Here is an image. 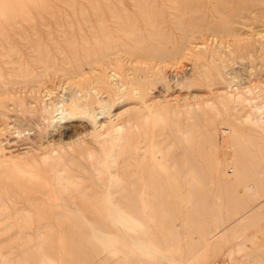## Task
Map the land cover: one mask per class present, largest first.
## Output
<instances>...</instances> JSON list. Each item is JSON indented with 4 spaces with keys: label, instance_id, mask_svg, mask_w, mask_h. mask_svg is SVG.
<instances>
[{
    "label": "rangeland",
    "instance_id": "374dc122",
    "mask_svg": "<svg viewBox=\"0 0 264 264\" xmlns=\"http://www.w3.org/2000/svg\"><path fill=\"white\" fill-rule=\"evenodd\" d=\"M0 264H264V0H0Z\"/></svg>",
    "mask_w": 264,
    "mask_h": 264
},
{
    "label": "bare ground",
    "instance_id": "6f19581e",
    "mask_svg": "<svg viewBox=\"0 0 264 264\" xmlns=\"http://www.w3.org/2000/svg\"><path fill=\"white\" fill-rule=\"evenodd\" d=\"M115 77H116V75H115ZM119 79H120V77H119V75H118V81H119ZM96 83L98 84V88L97 89H95L94 88V90H96V91H94L95 92V95L97 94V96H100L98 99H97V97H95V98H93L91 101H90V103L88 104V109L90 110V111H92L93 112V110H92V108L94 107V104H96L97 103V101H99L100 103H104L105 102V100H103L104 98H103V92H104V90H110L111 88H112V86H111V84L110 83H108L107 82V79L106 78H104V77H98L97 78V80H96ZM76 105H77V103H76ZM86 108V107H85ZM102 114H104V112L102 113ZM71 128H67L66 130H70ZM188 154V153H187ZM186 155V154H185ZM185 157H188V155L187 156H185ZM165 159V158H164ZM171 161L172 162H175V164H177L178 166H180V165H182L181 164V162L179 161H177V159H174L173 160V158L171 159ZM185 162H188V163H190V161H192L191 159H185L184 160ZM174 164V165H175ZM201 164V163H200ZM189 166L188 167H191L190 166V164H188ZM155 166H158V165H155ZM202 166V165H201ZM175 168V167H174ZM187 170V169H186ZM188 171H190L191 172V169L189 170L188 169ZM151 171H149V173H150ZM174 173H176V174H180V171L177 169V170H175L174 171ZM169 175H172V173H171V171L169 170V169H167L166 168V170H159V168H154V174H152L151 176L153 177V180H149V182L145 185V189H148L149 190V192L151 191V193H152V191H158V190H163V189H169L170 188V186H171V182H169V180H168V177H169ZM180 176V175H179ZM144 178V177H143ZM184 179V178H183ZM172 181H173V179H172ZM175 181V180H174ZM177 181H178V179H177ZM185 181V180H184ZM116 183V182H115ZM120 183V182H119ZM114 184V183H113ZM177 184V183H176ZM179 185V184H178ZM177 185V186H178ZM114 186V185H113ZM119 186V185H118ZM115 187V186H114ZM117 188V187H116ZM116 190V189H115ZM120 190H122V189H120ZM139 190V189H138ZM146 191V190H145ZM166 191V190H165ZM116 192L117 193H119V191H117L116 190ZM140 192V191H139ZM144 193V192H143ZM145 193H147V191L145 192ZM165 193V192H164ZM163 194V193H162ZM146 196H149V194L147 193V194H145ZM119 196H121V195H119ZM153 196V195H152ZM95 198V197H94ZM120 198V197H119ZM122 200L123 199H125L124 200V202L127 204V203H129V204H131L132 206H136V204L137 203H139V202H141L140 200H137V199H131V200H128V201H126V198L122 195ZM150 198V197H149ZM143 199V198H142ZM96 200V199H95ZM145 201H147L148 203L150 202H152V201H150L148 198H145ZM109 202V201H108ZM118 204H119V202H117ZM124 203V204H125ZM153 203V202H152ZM132 206H130V207H132Z\"/></svg>",
    "mask_w": 264,
    "mask_h": 264
}]
</instances>
